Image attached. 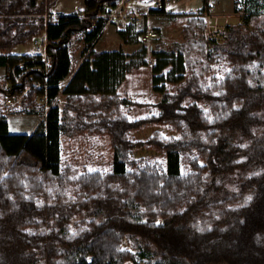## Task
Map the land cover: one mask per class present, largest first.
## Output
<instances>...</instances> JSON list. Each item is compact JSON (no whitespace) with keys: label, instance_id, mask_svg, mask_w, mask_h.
Segmentation results:
<instances>
[{"label":"trees","instance_id":"1","mask_svg":"<svg viewBox=\"0 0 264 264\" xmlns=\"http://www.w3.org/2000/svg\"><path fill=\"white\" fill-rule=\"evenodd\" d=\"M57 1L0 0V68L29 59L10 51L36 37L52 57L47 73L28 62L15 68L20 85H0L5 98L30 86L34 112L44 90L31 82L50 85L32 134L11 133L0 113V264H264V7L221 39L205 16H186L171 47H148L127 24L118 33L136 47L128 53L90 47L104 23L96 15L121 0H84L77 15L46 19ZM149 55L158 113L131 119L123 108L135 101L118 88ZM153 125L169 131L131 136ZM81 134L109 137L111 170L63 163L62 135ZM147 148L163 160L136 156Z\"/></svg>","mask_w":264,"mask_h":264},{"label":"rangeland","instance_id":"2","mask_svg":"<svg viewBox=\"0 0 264 264\" xmlns=\"http://www.w3.org/2000/svg\"><path fill=\"white\" fill-rule=\"evenodd\" d=\"M172 5L166 10L165 14L153 12L157 0H127L125 2L128 12L141 14V19L128 20L118 18L110 24L97 42L96 50L121 49L131 53L134 45H126L120 38L118 30L124 29L127 24H135L136 30L142 34L147 29L154 30L157 35L149 43L148 47H155L159 42H165L169 47L175 43L182 42V24L186 16L203 15L207 19L208 35L211 38L221 39V33L228 25L240 24L247 12L258 10L264 7V0H171ZM245 3V4H244ZM84 10V0H58L50 7L52 12H66ZM141 34V35H142ZM73 63L76 67L81 59L83 44L81 35L75 34L70 42ZM18 53L32 54L34 52L31 42L26 45L16 47ZM148 65L141 66L131 71L127 78L118 88L120 96H127L135 101L136 105L126 106L123 111L131 119L149 116L158 113L157 104L160 95L155 93L152 88L151 65L154 59L148 56ZM0 85L9 86L7 82V72L0 68ZM4 93L0 90V113L9 120L11 133H26L36 124H40L46 115L48 107L38 104L36 112L29 111L27 107H22L15 113L8 114L4 106ZM64 95L58 97L57 103L62 107L65 103ZM137 102V103H136ZM27 112V113H25ZM35 116H27L29 114ZM31 128V130L33 129ZM155 130L167 133L169 129L159 125L142 128L132 132L131 136L146 140ZM62 158L64 164L76 166L79 172L83 170H111L113 163V150L108 136L81 134L73 137L62 135L61 137ZM138 158H149L163 160L162 154L152 148L142 149L137 152ZM229 184V183H228ZM232 185H228V190ZM131 247V246H130ZM134 250L133 248H130Z\"/></svg>","mask_w":264,"mask_h":264},{"label":"built area","instance_id":"3","mask_svg":"<svg viewBox=\"0 0 264 264\" xmlns=\"http://www.w3.org/2000/svg\"><path fill=\"white\" fill-rule=\"evenodd\" d=\"M126 1L127 0H121L119 5L116 8L111 9L108 13H102V14L96 15L97 17L103 18L104 23H103V27H102L100 34L92 42L90 47L95 48V46H96L97 42L99 41L101 35L104 33L106 28L114 22V20H116L120 17L128 19V20H132V19L140 20L141 19V14H139V13L132 14L131 12H128L126 10V7H125ZM171 5H172L171 0H157L153 10L158 11V12L162 11V10L166 11ZM57 15L58 14L47 13L44 15V17L46 19H48V18L54 19L57 17ZM72 15H77V14H72ZM156 35H157V33L154 30L147 29L140 36V39L143 43H149L152 39H154L156 37ZM31 43H32V46L34 48V53L30 55V58L29 59L21 58L19 60V62L17 63V65L7 72V78L9 79L8 80L9 87L13 84L12 78L16 79V81H17L16 85H20L22 83L21 78H19L17 73H15V68L16 67H19L21 69L26 68V66H27L26 64L28 62L42 64V65L37 66V67L39 70H41L45 73H47L50 70L51 65H52V57L48 54V51H47V38H46V36L36 37L33 39V41ZM27 70L28 69H26L25 71H27ZM30 85L34 86L36 89L42 88L44 90L43 94H39V93L36 94L34 101L38 104H41V105H44L45 107H48V110H49L48 90H49L50 85L46 84L45 82H40V81H32ZM29 90H30V86H27L26 88L19 91L18 93H14V94H10V95L6 96V98L4 100V106H5V110L8 114L15 113L17 110H19L25 106L26 97H27V94L29 93ZM47 111H46V113H47Z\"/></svg>","mask_w":264,"mask_h":264},{"label":"crops","instance_id":"4","mask_svg":"<svg viewBox=\"0 0 264 264\" xmlns=\"http://www.w3.org/2000/svg\"><path fill=\"white\" fill-rule=\"evenodd\" d=\"M125 7L127 8V6H126V4H125ZM52 12V11H51ZM78 12H80V11H78ZM76 12L75 11H73V12H70V13H66V12H52V14H66V15H70V14H75ZM23 45L25 46L26 44H20V45H17L16 47H19V46H22V48H23ZM16 47H14L10 52L12 53V54H16V55H19V56H21V55H24V54H26V53H23V52H21V53H18V52H15L16 51ZM34 49V48H33ZM34 53V52H33ZM32 53V54H33ZM29 55H31V54H29ZM81 63V59H80V62H79V64ZM78 64V65H79ZM77 65V66H78ZM77 66L75 67V69L77 68ZM3 69H5V68H3ZM6 70V69H5ZM7 71V70H6ZM24 108H25V106H24ZM25 113H27V112H25ZM27 116H32V117H34L35 115L34 114H29V115H27ZM39 125V124H38ZM38 125H34V127H33V129L31 130V128H30V131H28V132H26V133H20V134H32L35 130H36V128H37V126ZM9 130H10V125H9ZM14 134H17V133H14Z\"/></svg>","mask_w":264,"mask_h":264}]
</instances>
